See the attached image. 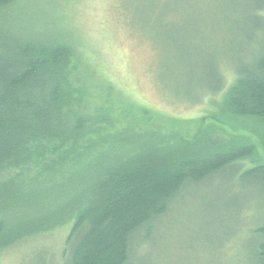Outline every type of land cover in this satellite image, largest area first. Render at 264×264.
Segmentation results:
<instances>
[{
  "label": "trees",
  "instance_id": "obj_1",
  "mask_svg": "<svg viewBox=\"0 0 264 264\" xmlns=\"http://www.w3.org/2000/svg\"><path fill=\"white\" fill-rule=\"evenodd\" d=\"M241 1L245 15L248 0ZM256 2L251 28L262 46L229 69V82L220 68L213 91L219 123L249 126L234 135L209 122L189 139L140 126L111 130L120 119L111 108L89 115L81 101L85 77L75 74L82 56L71 32H48L55 28L46 24L12 30L4 20L18 14L19 0H0V256L20 241L70 225L66 264H132V245L148 238L186 185L232 174L264 192V162L242 168L260 153L264 158V0ZM227 9L219 0L217 11ZM124 109L137 122L139 114L151 117L145 108ZM251 240L238 264H264V222L252 229Z\"/></svg>",
  "mask_w": 264,
  "mask_h": 264
},
{
  "label": "rangeland",
  "instance_id": "obj_2",
  "mask_svg": "<svg viewBox=\"0 0 264 264\" xmlns=\"http://www.w3.org/2000/svg\"><path fill=\"white\" fill-rule=\"evenodd\" d=\"M222 1L229 8L224 13L217 11L219 0H19L18 14L4 23L12 30L46 24L55 28L48 32H71L82 56L75 74L86 81L81 101L92 116L114 110L113 119H120L111 130L140 126L190 139L212 122L242 135L247 122L235 128L237 123L217 121L215 74L224 68L229 82V69L247 63L263 38L252 35L256 0L246 1L245 15L236 0ZM232 4L239 8L234 13ZM127 104L147 109L151 117L139 114L137 122L125 112ZM175 124L177 130L168 129ZM260 156L242 168L264 162ZM257 189L232 174L186 185L148 238L132 245V264H238L250 248L252 229L264 222V192ZM69 231L65 225L20 241L1 254L0 264H66Z\"/></svg>",
  "mask_w": 264,
  "mask_h": 264
}]
</instances>
